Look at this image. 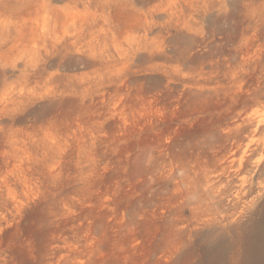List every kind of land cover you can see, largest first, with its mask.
<instances>
[{"label":"rangeland","instance_id":"374dc122","mask_svg":"<svg viewBox=\"0 0 264 264\" xmlns=\"http://www.w3.org/2000/svg\"><path fill=\"white\" fill-rule=\"evenodd\" d=\"M263 216L264 0H0V264H264Z\"/></svg>","mask_w":264,"mask_h":264},{"label":"bare ground","instance_id":"6f19581e","mask_svg":"<svg viewBox=\"0 0 264 264\" xmlns=\"http://www.w3.org/2000/svg\"><path fill=\"white\" fill-rule=\"evenodd\" d=\"M220 189V188H219ZM215 198V197H214ZM255 238H258V239H261V240H264V216L262 217V219L259 221V223L257 224V232L255 234ZM251 251V250H250ZM260 257H257V260L259 259ZM264 261V259H261L259 261H255L256 263H259V262H262Z\"/></svg>","mask_w":264,"mask_h":264}]
</instances>
